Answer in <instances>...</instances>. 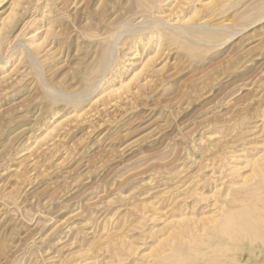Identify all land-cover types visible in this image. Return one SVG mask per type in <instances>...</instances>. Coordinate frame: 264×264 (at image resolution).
<instances>
[{
	"label": "rangeland",
	"instance_id": "374dc122",
	"mask_svg": "<svg viewBox=\"0 0 264 264\" xmlns=\"http://www.w3.org/2000/svg\"><path fill=\"white\" fill-rule=\"evenodd\" d=\"M168 262L264 264V0H0V264Z\"/></svg>",
	"mask_w": 264,
	"mask_h": 264
},
{
	"label": "bare ground",
	"instance_id": "6f19581e",
	"mask_svg": "<svg viewBox=\"0 0 264 264\" xmlns=\"http://www.w3.org/2000/svg\"><path fill=\"white\" fill-rule=\"evenodd\" d=\"M247 206H248V205H247ZM251 208H252V207H251ZM244 213H245V212H244ZM252 213H253V212H252ZM244 215H245V214H244ZM249 218H250V217H249ZM236 219H237V218H236ZM251 219H252V218H251ZM245 220H246V219H245ZM248 223H249V222H248ZM256 223H257V222H256ZM242 224H243V223H242ZM238 226H239V225H238ZM241 228H242V227H241ZM241 228H240V229H241ZM251 228H252V227H251ZM251 228H250V229H251ZM255 228H256V227H255ZM238 230H239V229H238ZM241 230L244 231L245 229H241ZM251 230H252V229H251ZM235 231H236V230H235ZM239 231H240V230H239ZM244 232H245V234H247L246 232H248V229H247L246 231H244ZM248 233H249V232H248ZM238 234H239V232H238ZM243 234H244V233H243ZM256 234H257V233H256ZM247 235H248V234H247ZM248 236H249V235H248ZM253 236H254V235H253ZM232 238H233V237H232ZM253 238H255V236H254ZM232 240H233V239H232ZM234 248H235V246H234ZM189 250H190V249H189ZM195 254H196V253H195ZM183 257H184V256H183ZM183 257H182V258H183ZM215 257H216V256H215ZM218 257H219V256H218ZM230 257H231V256H230ZM161 258H163V257H161ZM180 259H181V257H180ZM185 259H186V258H185ZM178 260H179V259H178ZM174 262H175V261H174ZM192 262H193V261H192ZM192 262H191V263H192ZM221 262H222V261H221ZM159 263H160V262H159ZM168 263H169V262H168ZM188 263H190V262H188ZM211 263H212V262H211ZM228 263H229V262H228ZM231 263H232V262H231ZM169 264H170V263H169ZM195 264H196V263H195Z\"/></svg>",
	"mask_w": 264,
	"mask_h": 264
}]
</instances>
